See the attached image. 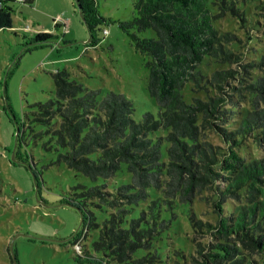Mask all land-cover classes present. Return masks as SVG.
Wrapping results in <instances>:
<instances>
[{
    "label": "trees",
    "instance_id": "16d2710c",
    "mask_svg": "<svg viewBox=\"0 0 264 264\" xmlns=\"http://www.w3.org/2000/svg\"><path fill=\"white\" fill-rule=\"evenodd\" d=\"M32 2L0 0V30L13 27L11 4ZM209 2L134 0L133 18L119 23L128 34L129 30L154 32L149 38L130 35L135 47L150 57L146 88L158 107L157 116L144 112L135 121L133 104L124 94L110 90L99 97V89L70 79L66 70L53 74L54 98L33 104L28 124L45 129L37 133L31 129L29 136L46 135L42 147L55 150V163L92 182L102 181L89 187L79 185L73 199L64 200L82 216L69 241L79 247L76 264H186L182 240L173 239L176 248L164 256L160 253L161 245L171 247L169 238L180 232L179 214L191 228L206 229L216 241L205 247L198 244L200 259L191 256L192 264H264V157L247 161L239 153L247 137L264 141V76L249 82L240 79L244 84L237 92L252 95L251 108L234 129L217 126L214 119L225 121L232 116L224 106L233 96L226 99L222 87L238 71H214L205 80L204 88L214 87L220 90L218 95L191 101L186 95L191 80L199 84L204 78L199 68L206 57L222 63L238 60L222 48L220 41L236 37L217 33ZM74 3L89 34L87 45H97L102 39L99 32L104 35L110 20L98 13L95 0ZM54 27L59 28V23ZM52 43L60 44L58 35L39 31L27 41L33 47ZM257 57L241 66L243 74L248 75L251 68L264 71V54ZM13 125L15 152L11 154L18 161L17 149L26 132L15 120ZM212 128L224 148L203 138V131ZM24 164L34 171L27 161ZM124 170L129 175L126 182L107 184ZM205 189L214 192V224L195 220L188 207ZM228 199H243V204L228 207ZM90 231L96 235L90 242L92 253L87 244L78 246Z\"/></svg>",
    "mask_w": 264,
    "mask_h": 264
},
{
    "label": "rangeland",
    "instance_id": "374dc122",
    "mask_svg": "<svg viewBox=\"0 0 264 264\" xmlns=\"http://www.w3.org/2000/svg\"><path fill=\"white\" fill-rule=\"evenodd\" d=\"M98 13L109 19L104 27L107 34L99 32L101 41L94 46L87 45L89 34L78 14L74 0H33L31 5L11 4L12 28L0 30V264H76L78 248L69 241L78 229L79 213L64 200L73 199V193L80 186L89 187L95 183L75 173L62 163H55L54 149L45 150L42 143L46 135L33 139L30 130L37 133L45 128L39 124H28L35 107L34 103L54 98L53 74L66 70L70 79L88 89H99L102 97L107 91L122 93L133 104L132 118L137 121L144 112L157 116L158 107L147 92L149 56L142 54L130 34L139 38L154 37L150 29L128 34L119 27L120 22L130 21L134 16V0H95ZM208 8L212 23L218 34L230 33L232 41H220L222 48L238 56L233 63H222L220 59L206 57L199 70L204 78L197 84L190 81L186 90L187 99L218 95L220 90L207 85L211 73L219 70H236L234 78H228L223 85V96L232 95L224 106L232 113L225 121L214 124L234 129L240 117L251 108L252 95L237 89L255 77L264 76V71L251 68L243 74L241 66L252 60H259L264 54V0H210ZM60 27L55 28L54 23ZM50 32L59 36L58 43L33 47L27 44L29 36L36 32ZM62 41L64 44H62ZM29 48V50H26ZM216 60V61H212ZM206 76V77H205ZM11 118L25 128L26 136L18 146V161L9 160L15 152L14 125ZM159 134V133H158ZM204 139L214 146L225 147L216 129H205ZM239 153L247 161L264 157V141L247 137ZM13 159H15L13 157ZM164 156V160H165ZM31 165V171L24 164ZM37 176V182L34 179ZM129 179L128 173L119 172L108 181L112 186ZM214 192L205 189L198 193L188 205L194 219L202 224L215 223L212 199ZM243 200V199H242ZM228 199V207L242 205L243 201ZM100 214V212L98 213ZM180 232L169 238L171 247L162 244L160 253L164 256L176 248L173 239L185 242L186 264H192L191 256L200 259L196 253L198 244L205 247L216 242L206 229L190 227L184 216L178 215ZM96 238L93 231L87 240ZM11 245L12 254L8 251ZM190 255V256H189ZM258 259L257 255H253Z\"/></svg>",
    "mask_w": 264,
    "mask_h": 264
},
{
    "label": "water",
    "instance_id": "95a60500",
    "mask_svg": "<svg viewBox=\"0 0 264 264\" xmlns=\"http://www.w3.org/2000/svg\"><path fill=\"white\" fill-rule=\"evenodd\" d=\"M78 14H79V16H80V18L82 19V21L84 22V19H83V16H82V13H81V11L79 10V7H78ZM89 41V38H88V40L86 41V42H88ZM12 160H14L13 159V155L11 154V161ZM75 208V207H74ZM77 210V209H76ZM78 211V210H77ZM79 213V219H80V221H79V224H78V227H79V225L81 224V221H82V216H81V214H80V212H78ZM9 251L11 252V254H12V247H11V245H9ZM12 256V260H13V262L15 263L16 261H15V256L12 254L11 255Z\"/></svg>",
    "mask_w": 264,
    "mask_h": 264
},
{
    "label": "built area",
    "instance_id": "2783aa9c",
    "mask_svg": "<svg viewBox=\"0 0 264 264\" xmlns=\"http://www.w3.org/2000/svg\"><path fill=\"white\" fill-rule=\"evenodd\" d=\"M17 1L21 2L22 0H17ZM103 33H104V35H106L107 34V30H104Z\"/></svg>",
    "mask_w": 264,
    "mask_h": 264
}]
</instances>
